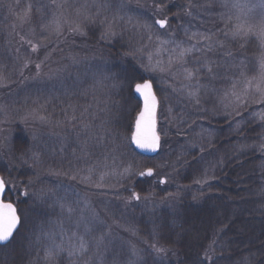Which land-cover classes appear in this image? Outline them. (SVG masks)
I'll use <instances>...</instances> for the list:
<instances>
[{
  "label": "rangeland",
  "instance_id": "374dc122",
  "mask_svg": "<svg viewBox=\"0 0 264 264\" xmlns=\"http://www.w3.org/2000/svg\"><path fill=\"white\" fill-rule=\"evenodd\" d=\"M165 3L0 0V75L4 77L0 86V167L9 176L22 172L33 190L31 193L25 187L34 194L29 199L42 206L47 200L48 213L41 214V226L35 230L41 232L48 246L53 241L61 244L65 251L60 255L71 262L106 264L116 245L123 256L120 261L116 256L118 262L111 264H132L140 258L141 242L125 207L133 200L117 194L119 207H115L110 162L104 157L93 158L97 145L91 116L98 111L107 116L110 88L106 89L99 80H86V72L76 75L75 67L83 66L86 60L77 50H111L117 44V50H127L124 56L155 81L159 155L150 159L147 167L144 163L127 167L125 163L124 169L129 175H139L153 168L155 180L164 181L160 184L165 187L167 204L181 194L195 192L193 183L187 186L179 180L180 157L207 147L209 133H217L215 128L209 129V121L221 118L229 124L230 120V130H236L238 122L234 119L241 107L264 98V54L259 79L240 87L236 76L243 61L234 59L250 35L259 36L264 50L261 0ZM257 11L258 18L254 17ZM165 18L168 23L160 28L155 21ZM238 26L241 34L234 35ZM32 45L37 46L36 50ZM181 48L192 51L180 59ZM186 70L193 71L191 79L186 78ZM87 81L89 85L80 86ZM94 88L103 98L94 94ZM208 94L215 100L207 101ZM94 97L99 98L96 104ZM41 116L45 119L41 120ZM16 130L28 139L20 153L13 147ZM65 149L70 150L69 158L64 156ZM173 154L175 161L169 158ZM49 190L54 194L41 199L40 194ZM60 203L70 206L73 212L62 211ZM139 204L153 207L156 212L166 202L151 196L142 197ZM33 220L38 222L36 217ZM86 227L90 230L87 233ZM80 236L88 242V251L69 256L68 251L78 245Z\"/></svg>",
  "mask_w": 264,
  "mask_h": 264
},
{
  "label": "trees",
  "instance_id": "16d2710c",
  "mask_svg": "<svg viewBox=\"0 0 264 264\" xmlns=\"http://www.w3.org/2000/svg\"><path fill=\"white\" fill-rule=\"evenodd\" d=\"M159 1L162 4L168 1L174 3V0ZM259 15L257 11L254 17L258 18ZM257 37L250 35L245 39L234 58L243 61L235 75L239 87L249 80H258L262 72L264 50H261ZM116 45L111 46V50H77L81 53L80 57L86 60L82 61L83 66L75 67V73L81 76L82 71L86 72V80H99L106 89L110 88L106 97L109 101L107 116L102 111L91 116L95 130L91 129L94 131V144L97 145L93 158H106L112 168L115 207H119V200L115 197L117 194L122 198H131L133 192L138 193L141 199L153 196L159 202H166L156 212L153 207L147 208L135 199H132V204L125 206L141 239L138 243L140 258L132 264H209L204 260L205 252L214 257V264H264V98L259 103H246L241 107L234 119L238 122L236 130H230V120L229 124L221 118L209 121V129L215 128L217 133H209L211 137L208 138L207 147L193 149L180 157L179 180L187 186L193 183L195 192L181 194L171 199L174 202L167 204L165 187L155 180L154 175L150 178L129 175L124 169L125 165L136 164L138 167L143 163L147 167L152 159L138 154L130 143L140 102L128 83L132 80L138 82L143 77L151 80L155 92L158 91L155 81L143 75L124 56L127 50H117ZM88 82L80 86L85 87L90 84ZM95 91L94 94L103 98L100 92ZM207 97V101L215 100L211 94ZM99 98H93L95 104ZM157 123L159 128V121ZM13 137L15 151L22 152L27 147V137L21 130H16ZM69 151H64L67 158ZM169 158L175 161L176 155H170ZM21 174L19 171L9 176L0 167V175L13 182L17 188L25 190L26 187L32 193L33 190ZM200 181L206 183L199 184ZM20 201L26 219L12 240L0 246V264H48L45 248L49 242H46L41 232L38 234L35 230L36 226H41V214L48 213L47 200H43V206L29 197L21 196ZM33 217L38 218L39 223ZM153 245L165 251L157 252ZM117 248L115 245L106 264L117 263L122 259L123 254ZM55 264L83 263L78 260L71 262L60 255Z\"/></svg>",
  "mask_w": 264,
  "mask_h": 264
},
{
  "label": "snow or ice",
  "instance_id": "6c2138e0",
  "mask_svg": "<svg viewBox=\"0 0 264 264\" xmlns=\"http://www.w3.org/2000/svg\"><path fill=\"white\" fill-rule=\"evenodd\" d=\"M261 7H264V0H261ZM162 10V9H161ZM160 28H164L168 19H158L155 21ZM145 27H148L145 25ZM241 29L238 26L234 35H240ZM162 44L168 43V41H161ZM33 50H36L37 46L32 45ZM191 49H180V59H183L186 53L191 52ZM37 68L40 67L39 64L36 65ZM211 71V69H209ZM194 73L191 70H186V78L191 79ZM4 77L0 75V86H2ZM128 87L136 93L141 101V106L139 111L136 113L134 126L131 132V142H133L138 148L144 149L147 151H156L160 147V134L157 131V109L159 106V100L154 91L153 82L149 79H143L141 77L139 81L132 80L128 83ZM261 91V89H257ZM190 95H195V93L190 92ZM240 98L237 96V100ZM239 115V113H237ZM41 120L45 117L41 116ZM154 175V169L149 167L145 171L139 172L141 177H152ZM103 179V177H101ZM160 183H164L163 180ZM202 183H206L203 181ZM101 186V185H98ZM51 190L49 193H41L40 198H48L49 195H53ZM30 194L27 190L21 192L16 185L10 180L6 179L4 176L0 175V244H7L16 233L20 226H22L24 220L26 219L25 210L20 208V197H29ZM131 199L140 200L141 197L138 193L133 192ZM147 199V197H144ZM62 211L67 209V212L71 214L73 209L66 205L65 203H60ZM90 230L86 227L85 232ZM51 235V234H49ZM103 238L101 237L97 241L99 246L102 243ZM78 245H73L72 249L68 251V255H75L77 252L86 253L88 251V242L84 239L83 236L78 237ZM155 248V245H153ZM157 252H164L163 248H155ZM65 251L64 247L61 244H56L54 241L51 245L45 248V260L48 264H55L56 258L60 255L61 252ZM204 260L208 261L209 264H214V257L208 252H205Z\"/></svg>",
  "mask_w": 264,
  "mask_h": 264
},
{
  "label": "water",
  "instance_id": "95a60500",
  "mask_svg": "<svg viewBox=\"0 0 264 264\" xmlns=\"http://www.w3.org/2000/svg\"><path fill=\"white\" fill-rule=\"evenodd\" d=\"M159 26V25H158ZM133 94H134V96L139 100V102H140V106H141V101H140V98H139V96L136 94V93H134L133 92ZM140 108V107H139ZM139 111V110H138ZM157 111H158V109H157ZM134 122H135V119H134ZM134 122H133V126H134ZM133 126H132V129H133ZM158 131V130H157ZM131 137V136H130ZM130 143H131V145H132V147H133V149L138 153V154H140L141 156H144V157H148V158H153V157H155V156H157V154L159 153V150H160V147L156 150V151H147V150H144V149H140V148H138L133 142H131V139H130ZM14 235H15V233H14ZM12 240V239H11ZM10 240V241H11ZM9 241V242H10ZM8 242V243H9ZM7 243V244H8ZM7 244H0V246H5V245H7Z\"/></svg>",
  "mask_w": 264,
  "mask_h": 264
}]
</instances>
